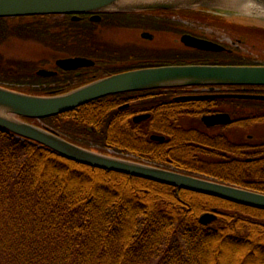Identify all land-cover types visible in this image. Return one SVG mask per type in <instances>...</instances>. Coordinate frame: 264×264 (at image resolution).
<instances>
[{
  "label": "trees",
  "instance_id": "trees-1",
  "mask_svg": "<svg viewBox=\"0 0 264 264\" xmlns=\"http://www.w3.org/2000/svg\"><path fill=\"white\" fill-rule=\"evenodd\" d=\"M184 15L212 25H226L229 18L196 9ZM40 17H0V37L49 41L52 23ZM72 24L61 22L58 26L65 29L53 38L62 49L82 50L85 39ZM164 54L152 57L174 61L168 63L204 61V55L179 50ZM214 63L252 62L238 52H219ZM95 103L43 121L81 144L77 138L85 133L68 132L107 121ZM96 134L94 143L101 146L81 145L104 152L110 147L148 152L147 144L131 133H122L121 139L119 133ZM188 137L193 136L179 137L183 143L173 145L177 153L204 154ZM256 150L235 141L230 155L220 151L216 161L203 167L194 165L203 160L186 157L187 164L174 170L264 193V153ZM211 211L216 218L203 223L201 216ZM0 264H264V209L83 164L0 127Z\"/></svg>",
  "mask_w": 264,
  "mask_h": 264
},
{
  "label": "flooded vegetation",
  "instance_id": "flooded-vegetation-1",
  "mask_svg": "<svg viewBox=\"0 0 264 264\" xmlns=\"http://www.w3.org/2000/svg\"><path fill=\"white\" fill-rule=\"evenodd\" d=\"M139 13L103 12L99 13L100 19L98 20L92 18L95 13L79 14L76 18H73L72 15H42L43 17L40 19H45V16H48L55 22H52L50 27V33L53 37L58 30L65 29V27L56 24L58 19L62 22L76 23L72 26L76 27V31L82 32L80 38L85 39L82 45L83 49L74 51L62 49L53 37L47 41L48 45L43 44L41 39H28L31 41L30 43L39 46V48L45 46L46 50L42 54L34 52L37 55L30 57H16L15 60L17 61L8 65H13L16 71H20L25 77L15 83L3 78L4 75L0 72V84L41 95L64 93L112 74L137 68L172 64L168 63L174 62L172 60L152 57L155 53L165 55L164 52L168 50L204 55L202 57L204 63L214 64L219 51L191 47L182 39L184 35L188 34L209 41L220 42L215 37L198 31V28L203 26L200 23L206 25L207 19L186 20L176 16L167 18L168 16L165 14L170 15L168 11H164L163 14L155 10ZM160 15L163 17L159 18ZM128 30L135 31L138 37H121L124 40L112 38H118L112 34L113 32L119 33ZM110 31L112 33H106ZM76 36L79 35H70L69 37L74 39ZM15 37L12 36V38ZM18 39L23 42L27 41L20 37ZM223 44L227 47V50L221 51L223 53L232 54L237 52L239 47L238 43L236 44L237 47L232 44ZM70 57H83L86 61L67 68L61 63V60ZM1 60H4L2 55H0V63L5 64ZM203 62L191 59L190 62L186 63ZM226 92L264 94V86L197 85L111 94L92 101L97 103L95 104L98 106L101 117L107 120L106 122L100 120L104 126L92 122L83 126L82 129L72 130L68 133H85L83 134L84 137L77 138L78 142L91 146L97 145L98 147L101 146L100 143H94L93 140L97 135L96 133H119L120 136H117V139H121L122 133H131L135 138H139L141 144H147L148 152H117L128 154L134 160L169 169H176L187 164L186 157L190 161L198 158L203 160L204 163H194L195 167H203L208 162L216 161L220 151L230 155L228 151L232 150L235 141L241 147L253 146L257 149L256 152L260 148L264 153V100L212 96ZM192 95L198 97H186ZM218 113L228 114V121L212 123L204 119V117ZM234 133L236 134L234 135ZM238 133L263 134L259 138L256 134H247L244 140L243 137V139L237 137ZM191 135L193 137H188V139L193 138L195 140V142H191V145L196 146L197 151L204 154L195 152L191 158L184 152L177 153L173 145L179 142L183 143V140L178 138L182 139ZM88 136L92 139H87ZM144 137L145 139H143ZM106 145L118 146L109 141ZM218 146L220 150L217 148ZM130 148L136 147L130 146ZM110 149L112 148L110 147ZM97 151L100 152L101 150L97 149ZM158 155H163V157ZM250 159L253 158H248V160Z\"/></svg>",
  "mask_w": 264,
  "mask_h": 264
},
{
  "label": "water",
  "instance_id": "water-1",
  "mask_svg": "<svg viewBox=\"0 0 264 264\" xmlns=\"http://www.w3.org/2000/svg\"><path fill=\"white\" fill-rule=\"evenodd\" d=\"M239 1L228 0L226 2L227 4H237L239 7L224 6H226L225 8L240 9L243 2ZM243 1L261 9L264 13V0ZM220 2L221 0H0V17L73 14V18H75L81 13H95L92 18L98 20L100 19L99 13L106 11L135 12L202 7L214 11V7ZM247 8L246 4V8L241 9L248 11L249 8ZM250 13L247 15L264 25V14L253 11ZM182 39L188 46L204 50L223 51L227 49L219 42L188 34L184 35ZM85 61L86 59L83 57H70L62 59L61 63L70 68V66L82 64ZM197 85L264 86V64L186 63L143 67L112 74L79 88L50 95L31 94L0 85V127L83 164L123 172L180 189L184 188L264 209L263 192L99 152L66 139L48 126L38 125L24 119H42L54 116L95 99L121 92ZM212 96L264 100V94L258 93L226 92ZM227 115L218 113L204 117V119L212 123H221L228 121ZM216 216L214 212H206L201 216V221L209 223Z\"/></svg>",
  "mask_w": 264,
  "mask_h": 264
},
{
  "label": "rangeland",
  "instance_id": "rangeland-1",
  "mask_svg": "<svg viewBox=\"0 0 264 264\" xmlns=\"http://www.w3.org/2000/svg\"><path fill=\"white\" fill-rule=\"evenodd\" d=\"M228 0L224 1L221 0L220 4L217 5L216 7H214L213 10L216 11V13L218 15H227L229 18H227L225 20L226 25H224L223 23L221 25H209L208 23H205L206 25H204V23H200V25L202 24L203 26L201 28H198L199 32L202 33H206L208 35H211L213 37H215L218 41L226 43L227 45H235L237 47V43L239 45L237 52L243 55H246L247 57L250 58V61L252 62L251 64H264V31L261 30H249V29H245L243 27L240 26H235L234 21H238L241 23L239 19V17L244 16L246 18L251 19L252 21L255 20L253 17L248 16L247 14H251L250 11H246L243 9H234V8H225L226 6H224L223 4H226ZM223 5V6H222ZM168 16L167 18H171L172 16L166 15ZM176 17H179L178 15H175ZM163 16H159V18H162ZM231 17V18H230ZM236 17V18H235ZM144 19H146V17H143ZM238 18V19H237ZM34 21V20H33ZM48 21H50L51 23H55L53 20L48 19ZM62 21H60L58 19V21H56V24L59 25ZM193 23V21H191ZM245 23H250V21L246 20L244 21ZM229 23V26H228ZM257 23H259V21H257ZM263 25V24H262ZM106 33H112L110 32H106ZM105 33V35H106ZM114 36H117L118 38H114L115 40H124L121 39V37L124 38H131V37H138V35L135 33V31H120L118 32H113L112 33ZM24 38L27 41L23 42L20 41L18 38ZM104 38H107L104 36ZM28 39L31 40H35L33 38H26V37H22V36H18L16 35L15 38L12 37H0V55H2V57L4 58V60L2 61L3 64L2 65V73L4 75L3 78H9L10 81L12 79H16V80H20L22 79L23 75H20L19 71H16V69L14 68L13 65H8L10 63H13L16 57H30L32 55H37V53L34 52H38L39 54H42L44 52V50H46L45 46H41L39 48V46L30 43L31 41H28ZM109 39V37H108ZM41 42L43 44H47V41H42ZM48 45V44H47ZM43 56V55H40ZM11 58V59H9ZM191 59L194 58H186V60L184 62H190ZM193 62V61H191ZM7 63V64H6ZM250 64V63H249ZM12 69H10V68ZM26 72V71H25ZM28 72V70H27ZM11 73V75H10ZM16 80H13L12 82H16ZM243 103H248L247 101H242ZM253 103V102H251ZM37 123H39L40 121H36ZM42 123H45L42 121ZM236 133H234L235 135ZM247 134H256L257 138H259V136L263 133H238L237 137H240L241 139H243L244 137H246ZM236 137V138H237ZM243 137V138H242ZM261 138V137H260ZM263 138V137H262ZM246 138H244L245 140ZM95 147H98L97 145H93Z\"/></svg>",
  "mask_w": 264,
  "mask_h": 264
},
{
  "label": "bare ground",
  "instance_id": "bare-ground-1",
  "mask_svg": "<svg viewBox=\"0 0 264 264\" xmlns=\"http://www.w3.org/2000/svg\"><path fill=\"white\" fill-rule=\"evenodd\" d=\"M239 2H243L242 4H243V6L241 7V8H246V4H247V7L250 9H248V11H253V12H256V13H262V14H264L262 11H261V9H259V8H255L252 4H249V3H245L243 0H240ZM223 5H228V6H235V7H239L237 4H223ZM12 37V36H11Z\"/></svg>",
  "mask_w": 264,
  "mask_h": 264
}]
</instances>
